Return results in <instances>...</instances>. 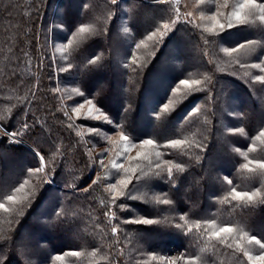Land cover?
<instances>
[{"label": "trees", "instance_id": "obj_1", "mask_svg": "<svg viewBox=\"0 0 264 264\" xmlns=\"http://www.w3.org/2000/svg\"><path fill=\"white\" fill-rule=\"evenodd\" d=\"M243 2L0 0V264H264L244 255L264 242V13L238 24Z\"/></svg>", "mask_w": 264, "mask_h": 264}, {"label": "snow or ice", "instance_id": "obj_2", "mask_svg": "<svg viewBox=\"0 0 264 264\" xmlns=\"http://www.w3.org/2000/svg\"><path fill=\"white\" fill-rule=\"evenodd\" d=\"M111 2L113 4H115L117 2V0H111ZM201 3H203V0H201ZM224 6L225 7L228 6L227 5V0H224ZM238 7L241 8V9H248V14L245 15V16H243V18L241 17V14L239 12H233V13H231V15L235 17L236 22L238 24L247 23L249 17H256V10H259L261 13H264V2L258 3L257 0H244V2L242 4H239L238 5ZM186 15L187 16H191V13H187ZM258 19L261 22H264V15H260L258 17ZM227 26H228V28H231L233 26L232 25V22L229 21ZM163 27L164 28H168V25L167 24H164ZM221 27H223V25H221ZM87 31H89V29L87 27H80L79 28V32H81V33H84V32H87ZM125 31H127V29H125ZM205 43H207V41H205ZM245 46H246L245 44H241L240 45L241 48H243ZM138 47H139V45H138ZM232 51H236V49L233 48ZM93 62H94L93 60H90L89 61V63H93ZM262 63H264V62H262ZM253 67L260 68L261 67V64L260 63L254 64ZM206 79H207V77H206ZM257 79H261V77H257ZM192 83H194V84H200L201 82L199 80H195V81H192ZM180 84L185 85V86H188L189 85V80H186V79L185 80H181L180 81ZM171 102L172 101L170 100L169 103H171ZM86 103L91 104L92 102L90 100H86ZM167 107H168V104H165L164 105V109L166 110ZM193 111H195V109H193ZM67 115H68V113L65 112V116H67ZM69 119H70V117H69ZM105 119H106L107 123L114 124V121H112L107 116H105ZM28 127H29L28 124L27 123H24L23 128L24 129H27ZM68 127L71 128L72 127V124H69ZM90 130L92 132H99V129H96V128H91ZM236 131H243V129H237ZM6 134L9 135V136H12V137H15V135H16V133H6ZM261 135H264V132H262ZM122 139L123 140H128L129 137L126 136V135H122ZM142 143L143 144H147V145H151L153 143V141L151 139H148V140H144ZM181 143H182V141H180V140H173L172 141V144L173 145H178V144H181ZM133 146H135V145H133ZM89 151H91V149ZM100 155H101L100 164H101V166H103V159H102L103 153H101ZM39 159L41 161V167H38V168L34 169L35 172H40V171L43 170V159L44 158L42 156H39ZM157 166L159 167V165H157ZM260 166H261V168H264V164H261ZM113 167L117 169L115 175H119V168H121L122 165L113 164ZM176 167L180 171H183V168H181L179 164H177ZM245 167H247V165H245ZM168 171H169V176H171V169H169ZM137 179L139 180V177H137ZM225 179L227 180V183L228 184H231L232 183L231 179H229L227 177ZM96 182H97L96 180H93L92 183L95 184ZM24 183L26 184L27 181H25ZM21 187H23V185H21ZM84 190L85 191H88L87 188L84 189ZM17 191H19V189H17ZM231 191H232V193L235 194V197H244V196H247L249 198V200H251V198H252V196L249 193H247V192H237L236 189H235V187H233ZM252 195H255V193H253ZM127 198L128 199H136V197L132 196L131 193H128L127 194ZM7 199L10 200V201H12V200L15 199V197L12 196V195H9L7 197ZM156 200H157V202H162L164 204L171 203V201L168 200V199H164V200L161 201L159 197H157ZM118 207H120L121 209H123L126 206L123 205V204H121V205H118ZM0 208H4V205L3 204H0ZM5 210L7 211V209H5ZM109 211H110V209H109ZM108 214H109L108 212L105 213V215H108ZM117 219H119V218H117ZM180 219L181 220H184V217L181 216ZM122 223H138V224L152 225V224L159 223V221L153 220V219H150V218H146V219H143V220H139V219H137V220L125 219V220L122 221ZM176 227L177 228H180L181 225L180 224H177ZM197 227H199V225H197ZM116 231H117V228L116 227H113L112 228L113 234H115ZM231 231H232V229L230 227H223V228L220 229V232L221 233H223V232H231ZM219 234L220 233H215V235H217V236H219ZM249 242L250 243L251 242H255V244L259 246V249L261 250V252H260L259 255H257V256L254 257L250 252H248V251L245 250L244 251V255L247 256V258H248L249 261H252L253 259L264 261V242H261L260 239H257L256 235L251 236ZM74 255H78V253H74ZM161 259H163V257H161ZM170 264H175V261L174 260L173 261H170Z\"/></svg>", "mask_w": 264, "mask_h": 264}, {"label": "rangeland", "instance_id": "obj_3", "mask_svg": "<svg viewBox=\"0 0 264 264\" xmlns=\"http://www.w3.org/2000/svg\"><path fill=\"white\" fill-rule=\"evenodd\" d=\"M86 108H87V106H85V105L77 107V111L74 113L75 117L81 118V117H83L84 114H87L88 110ZM89 109L92 110V107H90ZM224 165H226V164H224ZM256 262L260 263V262H264V261L256 260Z\"/></svg>", "mask_w": 264, "mask_h": 264}]
</instances>
